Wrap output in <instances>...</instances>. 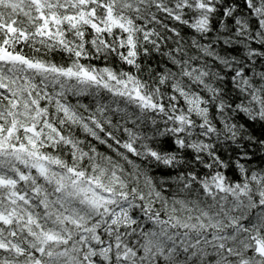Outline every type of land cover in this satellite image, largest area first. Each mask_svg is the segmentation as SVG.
Masks as SVG:
<instances>
[{"label":"clouds","instance_id":"1","mask_svg":"<svg viewBox=\"0 0 264 264\" xmlns=\"http://www.w3.org/2000/svg\"><path fill=\"white\" fill-rule=\"evenodd\" d=\"M0 264H264V0H0Z\"/></svg>","mask_w":264,"mask_h":264}]
</instances>
